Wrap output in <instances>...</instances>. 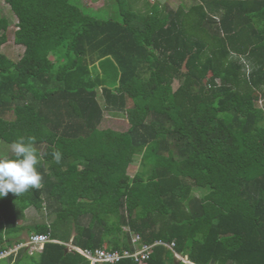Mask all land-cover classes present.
I'll return each mask as SVG.
<instances>
[{"label": "trees", "instance_id": "obj_1", "mask_svg": "<svg viewBox=\"0 0 264 264\" xmlns=\"http://www.w3.org/2000/svg\"><path fill=\"white\" fill-rule=\"evenodd\" d=\"M4 2L23 52L2 51L0 17V143L31 138L43 179L0 197V252L24 233L56 242L0 264H90L67 243L120 251L132 234L193 264H264V0H117V20ZM28 208L53 218L24 225ZM174 252L156 245L145 264H184Z\"/></svg>", "mask_w": 264, "mask_h": 264}, {"label": "rangeland", "instance_id": "obj_2", "mask_svg": "<svg viewBox=\"0 0 264 264\" xmlns=\"http://www.w3.org/2000/svg\"><path fill=\"white\" fill-rule=\"evenodd\" d=\"M194 0H150L151 3H158L159 5H162L166 7L167 10H176L179 4H184L185 2H188L187 5L191 4ZM74 3L83 4L85 7L91 8L95 10L98 16L105 17V18H112V19H119V13H118V4L117 0H78V3L74 0ZM139 8L142 10H145L142 3L139 4ZM0 17L6 18L11 23V26L8 28L6 32L7 41L5 44L2 45V51H4L12 60H17L23 52L22 47L16 45L13 42V33L15 31L14 22L15 17L11 10L9 9V6L4 2V0H0ZM178 82L175 81L173 84L174 88H177ZM101 105L103 106V102H101ZM104 115L108 116L109 114L107 112L104 113ZM125 122L122 121L119 117H106L105 121V127L111 126L118 129H125ZM0 154L2 155H11L10 147L9 145L1 142L0 143ZM135 170L137 169V164L134 166ZM129 174H133V167L130 169ZM207 192V189H199L192 191V195L195 196H202ZM48 210L46 208H42L41 211H36L33 208H28L25 211V220L23 222L24 225L26 224H34V223H46L49 224L51 219L53 218V215L48 214ZM26 233L22 234V237H26ZM71 242L67 243V246L71 248Z\"/></svg>", "mask_w": 264, "mask_h": 264}, {"label": "clouds", "instance_id": "obj_3", "mask_svg": "<svg viewBox=\"0 0 264 264\" xmlns=\"http://www.w3.org/2000/svg\"><path fill=\"white\" fill-rule=\"evenodd\" d=\"M11 155H0V197L9 192L20 196L30 188L42 187V175L37 166L42 157L34 147L32 139L21 137L10 145ZM53 160L59 164L62 153L53 152Z\"/></svg>", "mask_w": 264, "mask_h": 264}, {"label": "built area", "instance_id": "obj_4", "mask_svg": "<svg viewBox=\"0 0 264 264\" xmlns=\"http://www.w3.org/2000/svg\"><path fill=\"white\" fill-rule=\"evenodd\" d=\"M49 235L47 234H31L23 238L21 242L13 244L11 247L0 252V258H5L9 256L16 257V255L21 251L25 250L28 254L39 253L42 251L43 246L47 242H53ZM132 249L126 248L122 250H107L105 247L95 249L93 252L88 249H79L71 246V249L77 251L79 254L84 256L90 264L96 263H109L114 264L121 259L131 258L138 264H145V261L149 259L153 248L156 245H162L173 251L174 242L164 243L160 240H156L151 244L141 243L140 237L137 234H132L131 236ZM174 256L177 260H180L184 264L191 263L186 256L174 252Z\"/></svg>", "mask_w": 264, "mask_h": 264}, {"label": "bare ground", "instance_id": "obj_5", "mask_svg": "<svg viewBox=\"0 0 264 264\" xmlns=\"http://www.w3.org/2000/svg\"><path fill=\"white\" fill-rule=\"evenodd\" d=\"M52 240V239H51ZM53 242H56L55 240L53 241ZM48 243V242H47ZM71 246H73V245H71ZM73 247H76V246H73ZM68 248H69V246H68ZM76 248H78V247H76ZM70 250H73V249H71V248H69ZM79 249H81V248H79ZM75 251V250H74ZM32 255V254H31Z\"/></svg>", "mask_w": 264, "mask_h": 264}, {"label": "crops", "instance_id": "obj_6", "mask_svg": "<svg viewBox=\"0 0 264 264\" xmlns=\"http://www.w3.org/2000/svg\"><path fill=\"white\" fill-rule=\"evenodd\" d=\"M174 258H175V256H174ZM176 259V258H175ZM177 260V259H176ZM177 261H180V260H177ZM181 262V261H180ZM183 263V262H182ZM189 264H193V263H189Z\"/></svg>", "mask_w": 264, "mask_h": 264}]
</instances>
